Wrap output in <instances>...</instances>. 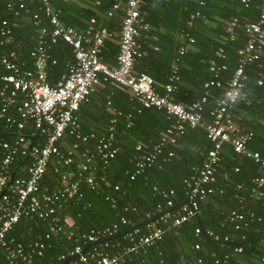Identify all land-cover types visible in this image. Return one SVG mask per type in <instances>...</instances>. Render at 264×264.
Returning a JSON list of instances; mask_svg holds the SVG:
<instances>
[{"label": "trees", "instance_id": "trees-1", "mask_svg": "<svg viewBox=\"0 0 264 264\" xmlns=\"http://www.w3.org/2000/svg\"><path fill=\"white\" fill-rule=\"evenodd\" d=\"M119 0H92V3L80 6L71 0H50L54 9L60 11V20L66 26L83 30L91 18L96 19V28L105 27L119 31L124 16L123 5L113 17H108L107 11L113 3ZM263 0H250L246 6L242 0H206L200 5L199 0H146L143 9L147 12L146 20L151 28L141 38L140 42L146 55L137 59L136 72H144L154 79V89L164 94V85L169 82L173 67H177L176 89L172 93L174 101L186 105L191 104L204 94L203 85L214 78L210 71V63L215 60L218 64L227 65L222 71L220 79L228 80L238 67V52L246 43L245 25L255 21L259 16V6ZM11 3L12 8H8ZM23 7H20V6ZM15 12L18 14L15 15ZM199 13L194 19L191 15ZM38 14L41 23L34 24L33 15ZM6 20L11 29V41L4 46V52L17 51L20 61L25 62V68L33 71L34 61L29 57L35 38L40 27L48 26V20L39 0H0V26ZM236 20L235 40L229 39L227 24ZM190 23V25H189ZM194 39L188 43L187 37ZM48 52L55 64L50 61L46 66L47 80L54 83L66 69V65L74 62L72 48L58 41L48 44ZM181 45L188 46V52L180 56L178 49ZM157 48V49H155ZM223 49L225 59L217 57V51ZM119 51L117 39L106 40L100 52L101 61L110 67L116 66ZM248 81L246 91L252 98L250 105L239 102L233 110V118L238 123L241 132H253V137L247 147L251 151L259 152L264 158V112L261 102L264 97V79L258 84L260 73L264 76V53L259 61L246 67ZM9 74L0 64V77ZM222 89L212 88L211 96L204 106L203 117L211 120L210 112L215 106V99L221 96ZM23 96L18 97L16 105H11L6 111L4 119L0 120V137L13 142L18 134L32 138L36 144L43 145L44 140L38 136L31 122L22 130H18L17 123L22 119L17 108ZM264 102V101H263ZM3 106L0 98V108ZM114 108L111 114L106 108ZM140 110V113L137 110ZM131 114L132 118H127ZM243 114L247 118L240 119ZM248 116L252 118L249 119ZM256 117L260 120H257ZM10 118L16 124H8ZM80 125L84 133H96L98 136L109 137L113 134L114 146L118 148L116 158L104 165L95 150V141H77L66 134L59 144L62 151L67 147L78 145L75 160L71 167L56 165V158L52 157L46 173L40 182L38 192L34 197L43 207L46 205L47 195L58 191L62 186V176L72 174L73 180L81 178L77 190L66 194L50 206L55 209V217L59 218L61 230L57 233L50 231L52 217L41 218L37 214L21 217L7 235L14 244H21L25 252L32 255L31 263L18 259L10 261L6 258V251L0 247V264H77L78 259L70 258V254L77 246L86 248L89 243L86 235L91 230H100L118 225L119 235L130 227L138 225L150 217L156 216L160 209L168 208L170 200L176 206L188 199V190L184 184L196 167L203 164L206 154L212 148L203 128L189 130L178 141L176 146H165L159 159L144 173L136 175L134 158L136 147L141 145L149 150L160 141L161 135L170 125L164 110L157 108H143L131 97L128 89L116 85L112 81H102L89 100L83 103L79 111ZM107 125L108 132L99 131L94 121ZM131 124V125H130ZM89 151L90 163L96 167L95 178L99 182L96 189H91L86 182L88 172L82 171L84 162L82 153ZM172 153V155H169ZM2 153L0 152V160ZM221 164L216 171L214 192L204 200L198 201V216L206 231L213 232L217 242L207 241L196 229L201 228L195 217L181 225H174L173 220L180 212L173 211L166 222L155 220L163 229L162 239L155 244L142 247L136 253H126L125 248L148 233L147 225L138 228L131 237L117 236L107 241V246L99 243L87 250V254L98 251L107 256L119 255L121 264H239L240 259H254L264 264L263 257L251 251L255 249L264 254V199L251 196L253 180L264 176L259 165L246 155L234 153L230 145H224L220 151ZM26 157L18 155L15 168L28 163ZM236 168L238 171H236ZM16 176H26L17 171ZM106 177L105 182L100 178ZM115 186H119L118 191ZM171 192H173L171 194ZM164 193L168 197L164 196ZM108 197V199H107ZM233 210L244 214L242 221H230L229 215ZM254 214V217L251 216ZM129 224L121 223V218ZM258 218H261L259 221ZM71 220L72 223L67 221ZM236 226H239L236 228ZM49 234V237L46 236ZM133 236V237H132ZM225 238L240 244L242 251L236 252V247L223 243ZM36 243L44 245L41 254ZM196 245L199 248H195ZM91 264H96L90 259Z\"/></svg>", "mask_w": 264, "mask_h": 264}, {"label": "built area", "instance_id": "built-area-1", "mask_svg": "<svg viewBox=\"0 0 264 264\" xmlns=\"http://www.w3.org/2000/svg\"><path fill=\"white\" fill-rule=\"evenodd\" d=\"M20 1V0H19ZM48 26L39 28L34 45L29 51V57L35 63L33 71L25 68V62L20 61V53L17 51L4 52V46L11 41V29L8 22L4 20L0 26V64L9 74L0 77V98L3 106L0 108V120L6 116V111L11 105H16L18 97L23 96L17 108L21 121L17 123L18 130L24 129L29 122L33 124L38 136L44 140L43 145H38L32 138H26L18 134L13 142H9L0 137V247L5 249L6 258L10 261H27L31 263L32 255L25 252L21 244H14L13 239L7 238L21 217L37 214L41 218L52 217L54 223L50 231L57 233L61 230L58 225L59 218L55 217V209L50 205L66 194H71L77 190L81 178L73 180V175L62 176V188L46 197V205L40 203L31 196L38 192L52 157L56 158V165L71 167L78 147L60 149L59 144L64 136L75 138L77 141H95V150L100 161L107 165L116 158L118 148L114 146L113 134L109 137L98 136L96 133H84L79 119L80 107L89 100L90 95L102 81H112L116 85L128 89L131 97L137 100L143 108H157L164 110L168 119L171 121L168 128L161 135L160 141L153 145L149 150H144L141 145L136 147L137 155L134 158L135 171L131 175V180L136 175L142 174L159 159L165 146H176L189 130L203 128L207 132V137L212 144L200 167L194 169L193 175L184 181L188 190L189 204H182L180 212L174 218L173 224L178 226L195 217L198 213V201L204 200L214 192L216 182V171L221 164L220 151L224 145H230L234 153L246 155L259 165V169L264 173V158L259 152L251 151L247 145L253 137V132H241L234 121L233 110L241 102L245 105L252 103V98L246 91L248 74L246 67L259 61L264 53V0L259 6V16L255 21L246 23L245 34L247 40L242 49L239 50L238 67L228 80L220 79L222 71L227 70V65L218 64L215 60L210 63V71L214 78L204 83V94L201 98L189 105L174 101L172 93L175 91L177 67H173L169 82L164 85V94L158 93L154 89V79L147 73L136 72L134 66L137 59L143 58L146 51L140 42L143 35L148 38L147 32L151 26L146 20L147 12L143 9L146 0H119L107 11L108 17H113L115 12L122 8L124 16L119 31L109 30L105 27L96 28V19L91 18L83 30H78L72 26H66L60 20V11L54 9L50 0H39ZM206 0H199L200 5H204ZM250 0H242L246 6ZM20 7H23L22 5ZM11 9V3L8 4ZM18 12H15V15ZM199 16V13L191 15V19ZM35 25L41 23L38 14L32 16ZM190 25V23H189ZM236 20L227 24L229 39L235 40L234 28ZM188 43H194V39L186 35ZM117 39L119 51L116 58V66L110 67L100 59L101 48L106 40ZM63 41L72 48L74 62L66 65V69L59 75L52 84L47 80L46 66L50 61L55 64L48 52V44H55ZM157 49V48H155ZM188 52V46L181 45L178 49L180 56ZM217 57L225 59L223 49L217 51ZM264 76L260 73L258 84L262 85ZM222 89L221 96L215 99V106L210 112L211 120L207 121L203 117L204 106L211 96L212 88ZM140 113V110H137ZM132 118V115H127ZM10 125L16 124L10 118L6 119ZM131 125V124H130ZM20 155L29 161L27 165L20 166L13 170L16 157ZM169 155H172L170 153ZM84 162L81 164L82 171L88 172L86 182L91 189H96L99 182L95 178L94 165L90 163L91 154L89 151L82 153ZM21 171L26 176L15 173ZM236 171L238 169L236 168ZM101 182L106 181V177L100 178ZM119 186H115L118 191ZM173 192H171L172 194ZM165 197H168L164 193ZM251 196L255 199H264V176H259L253 180ZM108 199V197H107ZM168 208L160 209L159 213L164 214L158 218L166 222L170 213H165L173 208L172 201H167ZM158 213V214H159ZM157 214V215H158ZM254 217V214H251ZM150 217L149 219H151ZM148 220V219H147ZM230 221L244 220V214L238 210H233L229 215ZM260 221L261 218H258ZM121 223L129 224L128 220L121 218ZM72 223L71 220L67 221ZM239 226H236L238 228ZM148 233L133 240L130 247L125 248L126 253H136L139 248L155 244L162 239L163 229L157 223L147 224ZM138 229L126 234L131 237ZM118 225L115 224L100 230H91L86 235L89 245L84 248L77 246L70 254V258L78 259L77 264H91L90 259L96 264H121V256H107L102 252H92L87 254V250L93 246L103 243L107 246L106 239L115 236ZM205 234L218 241V238L211 231ZM203 233L202 228L196 229V234ZM49 237V234L46 236ZM133 237V236H132ZM223 243H233L225 238ZM44 245L36 243L34 249L38 248L39 253ZM235 247V246H234ZM195 248H199L196 245ZM241 245L236 246V252H241ZM263 260H264V256ZM194 264V263H188ZM196 264H203L201 259ZM215 264H221L216 261Z\"/></svg>", "mask_w": 264, "mask_h": 264}, {"label": "water", "instance_id": "water-1", "mask_svg": "<svg viewBox=\"0 0 264 264\" xmlns=\"http://www.w3.org/2000/svg\"><path fill=\"white\" fill-rule=\"evenodd\" d=\"M182 204H189V202L186 201V202H184V203H182ZM182 204H178V205H176L175 207L168 209L165 213H171V212H173V211L179 209V208L182 206ZM163 214H164V213L161 212V213H159L158 215L154 216L153 218L148 219V220H145L144 222H142V223H140V224H138V225H134V226L130 227L128 230H126L125 232H123V233H121V234H119V235L112 236V237H110V238H108V239H106V240H110V239L116 238L117 236L126 235V234H128V233H130V232H132V231H134V230H136V229H138V228H140V227H142V226H145V225H147V224H149V223H151V222L157 220V219H158L160 216H162ZM195 218H196V220L198 221L200 227H201L202 230H203L202 236H203L207 241H209V242H217L216 240H213V239L209 238V237L205 234V231H204L205 229L203 228V225H202V223H201V221H200V218H199L198 214L195 216ZM227 245L235 246V247H236V246H239V244H236V243H227ZM251 251H253L254 253H256V254H258V255L264 256L263 253H261V252L255 250V249H251Z\"/></svg>", "mask_w": 264, "mask_h": 264}, {"label": "crops", "instance_id": "crops-1", "mask_svg": "<svg viewBox=\"0 0 264 264\" xmlns=\"http://www.w3.org/2000/svg\"><path fill=\"white\" fill-rule=\"evenodd\" d=\"M64 1H66V0H64ZM71 1H74L76 4H78V5H80V6H84L85 7V5H87V3H92V0H71ZM262 101V102H261ZM264 97H262V100H260V101H258L262 106H261V108H262V111L264 112ZM111 114H114L115 112H116V110L114 109V108H106ZM240 119H242V118H247V114L245 115V114H243V116L241 115L240 117H239ZM248 118L249 119H251L252 117L251 116H248ZM259 121L260 122V120L258 119V117H256V121ZM95 123H96V127H97V129L99 130V131H103V134H105L106 132H108V129H105V126L107 125L106 123H103V122H98L97 120L96 121H94ZM236 124H237V126H238V123L236 122ZM238 128H239V126H238ZM260 129H262V130H264V126H260ZM240 130V129H239ZM262 138L264 139V136H262ZM239 264H260L257 260H254V259H247V260H245V259H243V260H241L240 259V261H239Z\"/></svg>", "mask_w": 264, "mask_h": 264}]
</instances>
